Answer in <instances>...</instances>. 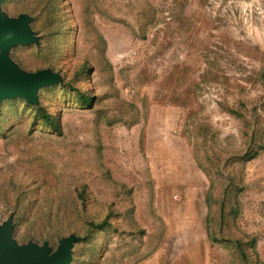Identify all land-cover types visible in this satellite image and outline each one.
<instances>
[{"label":"rangeland","instance_id":"374dc122","mask_svg":"<svg viewBox=\"0 0 264 264\" xmlns=\"http://www.w3.org/2000/svg\"><path fill=\"white\" fill-rule=\"evenodd\" d=\"M59 73L0 102V228L70 264H264V0H5ZM86 74L66 87L77 70ZM109 226L91 231L87 220Z\"/></svg>","mask_w":264,"mask_h":264},{"label":"water","instance_id":"95a60500","mask_svg":"<svg viewBox=\"0 0 264 264\" xmlns=\"http://www.w3.org/2000/svg\"><path fill=\"white\" fill-rule=\"evenodd\" d=\"M0 0V102L21 97L38 105V91L45 86L63 82L59 73L39 71L29 73L19 69L7 56L11 44L30 45L36 38L29 29L31 19L22 16L13 20L1 12ZM12 219L0 228V264H70L75 237L62 242L50 255L47 246L21 248L12 238Z\"/></svg>","mask_w":264,"mask_h":264},{"label":"trees","instance_id":"16d2710c","mask_svg":"<svg viewBox=\"0 0 264 264\" xmlns=\"http://www.w3.org/2000/svg\"><path fill=\"white\" fill-rule=\"evenodd\" d=\"M85 69H86V66H83L82 69L77 70L72 81L67 83L66 87H68L70 90H73V92H76L80 96V99L83 102V104H85V106H90L91 105L90 97L87 94H84L78 91L77 88L73 87V83H77L78 81H80L82 79V76L86 74ZM35 115H36V119L43 121L46 125L50 126L53 130L57 132L60 131L59 119L49 114L46 108L40 107L37 105ZM86 225L91 231L93 230L102 231V230H105L109 226V220L106 218L100 223L94 222L93 220H87Z\"/></svg>","mask_w":264,"mask_h":264}]
</instances>
